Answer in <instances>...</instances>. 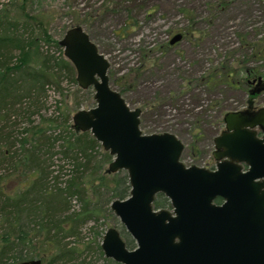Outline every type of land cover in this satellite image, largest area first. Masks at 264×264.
<instances>
[{"label": "rangeland", "instance_id": "obj_1", "mask_svg": "<svg viewBox=\"0 0 264 264\" xmlns=\"http://www.w3.org/2000/svg\"><path fill=\"white\" fill-rule=\"evenodd\" d=\"M19 4L45 24L53 39L69 26L80 25L109 63V86L128 107L139 108L140 131L172 133L183 144L179 160L184 165L214 166L212 138L223 129L222 115L245 108L250 97L246 78H264V58L251 57L245 48L264 39V0H0V9L19 14ZM175 33L180 39L168 44ZM226 73L229 77L224 78ZM61 79L59 92L48 88L43 107L41 93L39 111L29 108L33 113L28 119L37 121L85 97L64 74ZM258 93L251 99L255 108L264 106V90ZM87 107L85 102L80 106ZM28 119L11 113L6 124L14 121L15 134L28 126ZM19 170L10 173V188L20 186L24 176ZM9 172L8 165L0 167V173ZM79 206L72 198L69 211ZM103 215L81 225L77 239L90 240L93 232L109 226L120 231L113 214ZM86 256L100 264L96 253Z\"/></svg>", "mask_w": 264, "mask_h": 264}, {"label": "water", "instance_id": "obj_2", "mask_svg": "<svg viewBox=\"0 0 264 264\" xmlns=\"http://www.w3.org/2000/svg\"><path fill=\"white\" fill-rule=\"evenodd\" d=\"M180 37L175 33L169 44ZM57 44L76 85L92 89L93 105L74 111L72 125L111 156L107 172L127 175L128 195L111 200L109 209L134 247L109 226L100 240L102 255L120 264H264V106L222 115L213 168L184 165L183 144L172 133L140 131L139 108L128 107L109 86V63L81 26L66 28ZM255 83L250 94L264 90V78ZM157 193L170 210L152 207Z\"/></svg>", "mask_w": 264, "mask_h": 264}, {"label": "trees", "instance_id": "obj_3", "mask_svg": "<svg viewBox=\"0 0 264 264\" xmlns=\"http://www.w3.org/2000/svg\"><path fill=\"white\" fill-rule=\"evenodd\" d=\"M18 8L15 15L0 9V120L4 121L0 124V167L11 168L9 173H0V264L32 258H38L41 264H99L86 260L90 252L97 254L100 264H120L102 255L103 230L93 232L90 240H79L77 235L87 221H95L102 213L112 216L107 207L110 201L128 195L126 172H107L111 156L88 131H78L72 125V112L84 102L93 105L91 88L76 86L75 91L85 97L73 102L72 107L55 108L37 121L28 119L33 113L29 108H35L34 113L39 111L41 93L48 88L59 92L62 74L73 85L76 83L72 65L62 56L45 24L36 15L24 12L22 4ZM245 48H249L251 57L264 58V39L247 43ZM245 74L252 72L246 70ZM222 76L227 78L229 74ZM11 113L28 119V126L18 134L13 132L14 121L6 124ZM56 159L61 164H55ZM65 165L69 168L62 174ZM18 168L24 178L19 187L10 188L6 182ZM72 198L80 206L69 211ZM152 207L167 208L169 202L157 193ZM119 234L127 248L132 246L122 226Z\"/></svg>", "mask_w": 264, "mask_h": 264}, {"label": "flooded vegetation", "instance_id": "obj_4", "mask_svg": "<svg viewBox=\"0 0 264 264\" xmlns=\"http://www.w3.org/2000/svg\"><path fill=\"white\" fill-rule=\"evenodd\" d=\"M168 43H169V41H168ZM245 82H246V86L247 87H249L250 88V91L251 90H253L254 88H255V82H256V78L255 77H253V75H252V77H250V78H246L245 79ZM248 88V89H249ZM259 93H252V94H250V92H249V99H248V101H247V104H246V106H245V108H243V110L244 111H246V112H251V111H253L254 109H255V104L253 103V101L251 100L252 98H254V97H256L257 95H258ZM256 129V131H257V133H259V130H258V127H256L255 128ZM221 131V130H220ZM212 144H213V138H212ZM213 150V149H212ZM212 150L210 151L211 153H212ZM211 168H213V166H211V167H209L208 169H211ZM219 199V198H218ZM168 200V199H167ZM220 199H219V202H215V200H214V203H220ZM169 202V201H168ZM163 209H167V210H170L171 208H170V204H169V207H167V208H163ZM127 233V232H126ZM129 236V235H128ZM129 238L132 240V238L129 236ZM132 242H133V244H132V246H130L129 247V249L130 248H133L134 247V241L132 240Z\"/></svg>", "mask_w": 264, "mask_h": 264}]
</instances>
